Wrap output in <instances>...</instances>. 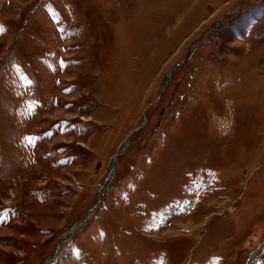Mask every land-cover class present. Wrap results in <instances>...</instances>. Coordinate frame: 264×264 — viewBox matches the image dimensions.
Masks as SVG:
<instances>
[{
	"label": "rangeland",
	"instance_id": "obj_1",
	"mask_svg": "<svg viewBox=\"0 0 264 264\" xmlns=\"http://www.w3.org/2000/svg\"><path fill=\"white\" fill-rule=\"evenodd\" d=\"M0 264H264V0H0Z\"/></svg>",
	"mask_w": 264,
	"mask_h": 264
},
{
	"label": "water",
	"instance_id": "obj_2",
	"mask_svg": "<svg viewBox=\"0 0 264 264\" xmlns=\"http://www.w3.org/2000/svg\"><path fill=\"white\" fill-rule=\"evenodd\" d=\"M119 155V154H118ZM116 156V155H115ZM79 223H81V222H78L76 225H79Z\"/></svg>",
	"mask_w": 264,
	"mask_h": 264
}]
</instances>
